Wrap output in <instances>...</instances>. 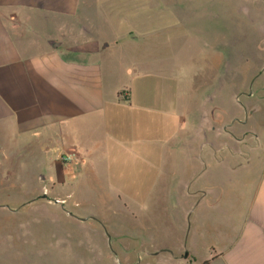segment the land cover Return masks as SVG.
<instances>
[{
  "label": "crops",
  "instance_id": "obj_1",
  "mask_svg": "<svg viewBox=\"0 0 264 264\" xmlns=\"http://www.w3.org/2000/svg\"><path fill=\"white\" fill-rule=\"evenodd\" d=\"M193 2L0 0V136L13 140L24 172L42 162L50 175L42 184L24 180L37 193L5 210L18 225L0 233V258H12L4 264H264V64L249 82L260 96L229 118L219 114L213 77L203 100L193 82L174 80L173 89L166 29L192 27L174 14L190 16ZM39 148L48 158H34ZM69 151L77 159L66 164ZM171 154L176 174L153 180L154 200L124 195L106 175L165 172ZM55 156L68 165L57 183L78 211L48 196ZM151 201L158 209H138ZM64 225L78 242L65 232L56 240Z\"/></svg>",
  "mask_w": 264,
  "mask_h": 264
},
{
  "label": "rangeland",
  "instance_id": "obj_2",
  "mask_svg": "<svg viewBox=\"0 0 264 264\" xmlns=\"http://www.w3.org/2000/svg\"><path fill=\"white\" fill-rule=\"evenodd\" d=\"M193 1L197 7L193 8L190 16H187L183 10L181 13L176 11L174 14L183 15L186 20L188 19L187 21L192 22V27L188 26V23H177L175 26L168 24L169 27L166 29L167 42L164 52L167 62V81L173 86V89L174 80L186 84L189 88L192 82L194 85L197 84L198 98L203 100L208 86H211L213 77L215 103L220 110L219 114L223 108L224 112L221 117L229 118L233 113H238L234 112V108L242 110L247 101L255 100L260 96V92L256 91L249 82L254 78L257 67L264 64V0ZM167 19L169 22L175 20L170 16ZM212 60L214 61V73L211 72ZM117 78H115V83ZM195 78H197V83H195ZM12 141L11 138H7L6 134L0 136V147H5L8 150L7 155H0V182L2 183L0 186V233L3 234L14 233L13 230L18 225L17 217L5 210L17 207L19 203L16 201L21 194H25L27 191L37 193V186L23 187L19 184L24 180L32 179L42 184L50 179L46 170L48 163H36L35 165L41 169L36 170V166L29 162L24 165L27 170L24 172L23 165L20 163L21 155L17 151V147L12 145ZM36 150L34 156L36 160L41 161L43 158H48L43 150L40 148ZM53 158L57 161L55 175H53L55 185L52 188L54 192H48L43 186L39 189L46 194L48 192L50 198H65L66 203L57 204L64 206L66 210L78 211L79 203L73 202L65 196L70 193L69 189L62 187L61 182L57 183L64 177L61 168H67L68 165L61 162L60 156ZM178 172L183 175L188 173L185 169ZM160 173H166L168 177H173V174H176L173 154L168 155V167L165 172L138 170L129 172L115 169L106 172V175L116 185L124 186L121 188L124 195L138 192L141 199L150 197L154 200L158 196L159 188H154L152 182ZM132 180L136 181L135 185L131 184ZM175 191V185L167 187L166 210L168 213L175 211ZM157 207L158 203L151 201L141 203L138 209L153 211L158 209ZM64 227L66 228H62V232H55V237L60 234L63 236L65 232V238L67 237L72 242H78L79 234L71 230L70 225H64ZM41 228L46 230L45 225ZM69 234L71 235L69 236ZM48 235H52V233L50 232ZM58 238L60 237H56V240ZM11 259L0 258V264L10 262Z\"/></svg>",
  "mask_w": 264,
  "mask_h": 264
},
{
  "label": "built area",
  "instance_id": "obj_3",
  "mask_svg": "<svg viewBox=\"0 0 264 264\" xmlns=\"http://www.w3.org/2000/svg\"><path fill=\"white\" fill-rule=\"evenodd\" d=\"M61 159H62V162H65L66 164L72 163L77 159V154L74 151H69V152H66L64 155H62ZM53 201L57 203H61V204L66 203V199H56L55 198Z\"/></svg>",
  "mask_w": 264,
  "mask_h": 264
}]
</instances>
